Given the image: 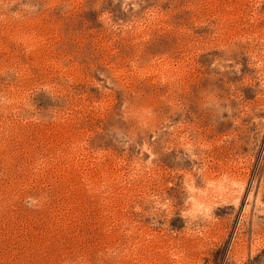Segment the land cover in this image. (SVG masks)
<instances>
[{
  "label": "rangeland",
  "instance_id": "obj_1",
  "mask_svg": "<svg viewBox=\"0 0 264 264\" xmlns=\"http://www.w3.org/2000/svg\"><path fill=\"white\" fill-rule=\"evenodd\" d=\"M0 264H264V0H0Z\"/></svg>",
  "mask_w": 264,
  "mask_h": 264
}]
</instances>
